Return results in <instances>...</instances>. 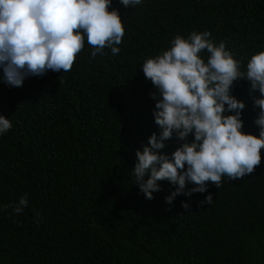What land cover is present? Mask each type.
<instances>
[{
    "label": "trees",
    "instance_id": "trees-1",
    "mask_svg": "<svg viewBox=\"0 0 264 264\" xmlns=\"http://www.w3.org/2000/svg\"><path fill=\"white\" fill-rule=\"evenodd\" d=\"M111 8L125 28L119 54L105 48L93 58L86 43L71 71L28 76L20 87L0 70V115L12 124L0 134V264H264V149L253 173L171 204L165 197L176 185L158 181L148 200L132 171L136 151L161 131L144 60L176 35L207 31L246 71L264 51V0H141L129 8L112 0ZM208 55L200 53L205 62ZM231 95L245 104L242 131L258 136L259 92L239 79ZM163 143L156 151L170 157L183 141L174 134ZM209 193L212 203L201 205ZM24 196L27 206L14 213Z\"/></svg>",
    "mask_w": 264,
    "mask_h": 264
},
{
    "label": "clouds",
    "instance_id": "clouds-1",
    "mask_svg": "<svg viewBox=\"0 0 264 264\" xmlns=\"http://www.w3.org/2000/svg\"><path fill=\"white\" fill-rule=\"evenodd\" d=\"M112 0H0V70L3 81L13 87L22 86L28 76H43L48 71H71L74 61L87 43L91 56L104 55L105 48L113 56L119 54L125 28ZM125 8L141 0H119ZM111 8V10H109ZM210 33L193 31L187 38L176 35L170 47L141 65L144 77L156 92L153 112L161 129L153 133L148 146L136 151L133 168L136 184L148 200L160 191L158 181L176 185L165 197L171 204L178 195L191 196L207 191L209 182L217 188L222 178L237 180L254 172L261 163L264 149V51L253 54L246 71L240 62L209 39ZM209 54L205 62L200 53ZM246 79L259 108L254 124L255 136L242 131L241 112L245 104L231 95L233 83ZM232 113V114H227ZM12 128L9 119L0 115V134ZM183 143L171 153L158 154L164 141L173 135ZM193 136L191 141L189 135ZM147 175V179L145 176ZM187 184L194 187L184 191ZM209 193L201 205L211 204ZM21 197L13 207L20 214L27 206ZM182 207L189 208L187 203ZM37 216L39 214L37 213Z\"/></svg>",
    "mask_w": 264,
    "mask_h": 264
}]
</instances>
